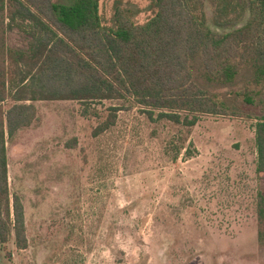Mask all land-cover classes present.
<instances>
[{
  "label": "rangeland",
  "instance_id": "rangeland-1",
  "mask_svg": "<svg viewBox=\"0 0 264 264\" xmlns=\"http://www.w3.org/2000/svg\"><path fill=\"white\" fill-rule=\"evenodd\" d=\"M116 1H101L109 26ZM124 2L140 10L137 22L152 16L151 0ZM205 2L208 23L228 31ZM30 26L16 22L9 45L27 46ZM34 104L31 125L7 142L10 190L25 205L29 247L0 246V264H264L254 121L203 116L186 145L193 155L173 161L180 129L152 123L129 98L92 104L105 115L121 109L100 136L78 100Z\"/></svg>",
  "mask_w": 264,
  "mask_h": 264
},
{
  "label": "trees",
  "instance_id": "trees-1",
  "mask_svg": "<svg viewBox=\"0 0 264 264\" xmlns=\"http://www.w3.org/2000/svg\"><path fill=\"white\" fill-rule=\"evenodd\" d=\"M101 1L0 0V246L29 247L25 205L10 190L7 142L31 125L35 101L82 102L100 136L121 109L105 115L92 104L129 98L152 123L180 129L173 161L193 155L186 145L203 116L249 119L256 173L264 174V0H151L144 23L136 20L140 10L117 0L112 26ZM205 1L228 31L208 23ZM19 21L31 25L32 40L13 47L8 34ZM254 198L264 246V192Z\"/></svg>",
  "mask_w": 264,
  "mask_h": 264
}]
</instances>
